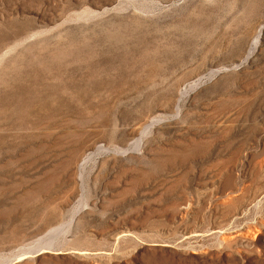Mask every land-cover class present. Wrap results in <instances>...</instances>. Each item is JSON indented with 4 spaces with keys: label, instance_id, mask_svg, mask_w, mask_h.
Segmentation results:
<instances>
[{
    "label": "rangeland",
    "instance_id": "1",
    "mask_svg": "<svg viewBox=\"0 0 264 264\" xmlns=\"http://www.w3.org/2000/svg\"><path fill=\"white\" fill-rule=\"evenodd\" d=\"M0 264H264V0H0Z\"/></svg>",
    "mask_w": 264,
    "mask_h": 264
},
{
    "label": "bare ground",
    "instance_id": "2",
    "mask_svg": "<svg viewBox=\"0 0 264 264\" xmlns=\"http://www.w3.org/2000/svg\"><path fill=\"white\" fill-rule=\"evenodd\" d=\"M246 61H247V59H246ZM41 250H42V249L38 250V252H42ZM38 252H36V253L33 252V253H34V255H37ZM33 253H32V254H33ZM33 257H35V256H33ZM20 258H21V257H20Z\"/></svg>",
    "mask_w": 264,
    "mask_h": 264
}]
</instances>
